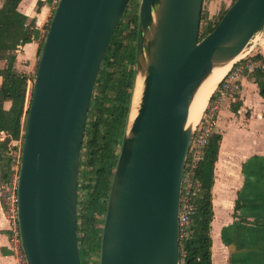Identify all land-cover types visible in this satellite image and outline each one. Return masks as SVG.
<instances>
[{
	"label": "water",
	"instance_id": "obj_1",
	"mask_svg": "<svg viewBox=\"0 0 264 264\" xmlns=\"http://www.w3.org/2000/svg\"><path fill=\"white\" fill-rule=\"evenodd\" d=\"M130 0H59L46 32L17 182L28 264H81L82 146L102 60ZM203 0H141L129 121L107 199L99 264H181L182 178L201 84L264 29V0H235L200 36ZM133 92V97H134ZM133 97L132 105L133 106Z\"/></svg>",
	"mask_w": 264,
	"mask_h": 264
},
{
	"label": "trees",
	"instance_id": "obj_2",
	"mask_svg": "<svg viewBox=\"0 0 264 264\" xmlns=\"http://www.w3.org/2000/svg\"><path fill=\"white\" fill-rule=\"evenodd\" d=\"M21 1L3 0L0 7V61H4V66L0 67V183H9L15 174H19L34 86L29 87L32 77L15 67L18 50L33 40L36 27L35 20L19 10ZM136 3V0L129 1L108 44L90 103L78 188L84 192V197L78 200V234H83L78 236L81 264H90L88 252L100 251L107 199L132 111L139 23ZM227 9L220 11L221 15L215 21L207 16L204 21L202 9L201 37L216 27ZM50 22L51 19L45 27L46 32ZM251 78L258 84L260 95L264 98V71H255ZM213 98L214 95L211 96ZM6 101L11 102L9 108L5 107ZM221 139L220 133L212 132L195 171L201 189L195 200V212L188 224V233L180 238L184 264H213L212 188ZM15 141L21 143L18 158L14 154L17 149ZM1 203L5 210L2 199Z\"/></svg>",
	"mask_w": 264,
	"mask_h": 264
},
{
	"label": "crops",
	"instance_id": "obj_3",
	"mask_svg": "<svg viewBox=\"0 0 264 264\" xmlns=\"http://www.w3.org/2000/svg\"><path fill=\"white\" fill-rule=\"evenodd\" d=\"M220 1L227 7L232 3ZM2 4L0 0V7ZM55 7V0L19 3V10L34 19L36 25L33 40L17 52L15 67L19 71L30 73ZM213 15L215 12L208 13L209 18ZM3 66L4 61H0ZM10 105V101L5 102L6 108ZM214 131L222 139L212 188V263L264 264V98L251 76L242 79L237 100L222 102ZM9 237V222L0 196V264H15Z\"/></svg>",
	"mask_w": 264,
	"mask_h": 264
},
{
	"label": "built area",
	"instance_id": "obj_4",
	"mask_svg": "<svg viewBox=\"0 0 264 264\" xmlns=\"http://www.w3.org/2000/svg\"><path fill=\"white\" fill-rule=\"evenodd\" d=\"M58 1L55 0L56 5ZM242 52H244V56L233 64L212 94L214 98H210L190 142L182 178L179 208L180 238L187 235L188 224L195 212V200L201 189L200 181L195 177V171L203 157V149L208 142V138L214 131L222 102L227 99L237 100L242 79L252 76L257 70L264 71V29L252 36ZM17 182L18 174H15L9 183H1L0 196L6 207L4 212L9 222V238L15 264H28L22 248L18 224ZM181 264H184L183 259H181Z\"/></svg>",
	"mask_w": 264,
	"mask_h": 264
},
{
	"label": "bare ground",
	"instance_id": "obj_5",
	"mask_svg": "<svg viewBox=\"0 0 264 264\" xmlns=\"http://www.w3.org/2000/svg\"><path fill=\"white\" fill-rule=\"evenodd\" d=\"M244 56V52L240 53L233 61H231L230 63H228L225 66L219 67V68H215L211 75L201 84V86L199 87L193 102L191 104L190 107V114H189V120L188 123L191 126H194L195 124H197L199 122V120L201 119L203 112L205 111L209 100L213 94V92L216 90L218 84L223 80V78L226 76V74L229 72V70L231 69V67L233 66V64L241 57ZM141 80L140 78H138L137 80V85L135 88V92H134V97H133V102L135 104V108L132 106V111L134 109L135 114L137 113V107L139 104V100H140V94H141ZM132 111H131V115H132ZM130 115V122L131 120L134 118V116L132 117Z\"/></svg>",
	"mask_w": 264,
	"mask_h": 264
},
{
	"label": "rangeland",
	"instance_id": "obj_6",
	"mask_svg": "<svg viewBox=\"0 0 264 264\" xmlns=\"http://www.w3.org/2000/svg\"><path fill=\"white\" fill-rule=\"evenodd\" d=\"M140 1L141 0H136V3L137 6H138V9H137V13L139 14V6H140ZM205 5L203 6V12H204V21L206 20V16L209 18L208 16V13L209 12H215V15H213L214 17L212 18H209V19H212V20H217L219 17H220V11L222 12L223 10H225V8L227 7L226 4L224 1L223 3L221 4V1L220 0H205ZM234 1L232 0V3ZM213 3V7H211V4ZM210 5V6H209ZM210 8V9H209ZM133 27V24L131 25ZM45 37L42 38V41H44ZM41 41V43H42ZM20 50H22V48H20ZM41 51H42V46L41 44L39 45V48L38 50L36 51V54L33 58V65L31 67V69H29V72L30 73H27L30 77H32V79L29 81V87L31 88L34 84V77L36 75V72H37V66H38V62H39V58L41 56ZM25 65V64H24ZM134 104V102H133ZM135 108V104L133 106ZM135 114V111L133 109L132 111V117L134 116ZM14 145H17V149L15 150L14 154L16 155V158L19 157L20 155V145L21 143L20 142H17L15 141L14 142ZM16 168H18V166L16 165ZM80 183V182H79ZM79 197L80 198H83L84 197V192L83 190H80L79 191ZM5 204V203H4ZM83 234H80L79 236H82ZM100 256H99V253H98V250L95 251V252H88L87 254V260L90 262V264H99V259Z\"/></svg>",
	"mask_w": 264,
	"mask_h": 264
},
{
	"label": "flooded vegetation",
	"instance_id": "obj_7",
	"mask_svg": "<svg viewBox=\"0 0 264 264\" xmlns=\"http://www.w3.org/2000/svg\"><path fill=\"white\" fill-rule=\"evenodd\" d=\"M80 178V177H79ZM79 188V187H78ZM79 189H78V200L80 199V197H79ZM78 236H79V234H78ZM99 253V255H100V251L98 252Z\"/></svg>",
	"mask_w": 264,
	"mask_h": 264
}]
</instances>
